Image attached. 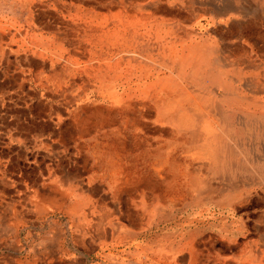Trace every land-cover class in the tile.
<instances>
[{"label":"crops","instance_id":"0c3cea01","mask_svg":"<svg viewBox=\"0 0 264 264\" xmlns=\"http://www.w3.org/2000/svg\"><path fill=\"white\" fill-rule=\"evenodd\" d=\"M124 27L152 34L158 63L151 108L139 105V129L120 134L91 66ZM175 48L187 62L181 84L168 67ZM167 73L171 92L186 95L179 110L199 124L201 105L213 107L219 131L221 117L231 124L226 145L240 132L264 161V0H0V264H235L244 243L264 264V184L182 155L190 132L159 116ZM174 159L180 172L168 184ZM253 198L252 217L233 215ZM216 206L240 226L235 242L199 224Z\"/></svg>","mask_w":264,"mask_h":264},{"label":"rangeland","instance_id":"374dc122","mask_svg":"<svg viewBox=\"0 0 264 264\" xmlns=\"http://www.w3.org/2000/svg\"><path fill=\"white\" fill-rule=\"evenodd\" d=\"M132 28L129 29L127 27H124L123 28V32H121L120 35H119V39L116 40V41H112L110 43L111 47L109 49H107V50H103L101 48L95 49L93 51V54H94L97 62L95 63V65L91 66L92 72H93L92 76L94 77L95 82L97 83V92L99 94L104 95L107 99H108L107 95L110 92L109 91V87H112V93H114V94L119 96L122 93L121 89L123 87L128 88V84L127 83L130 82L129 84H131L132 88L129 91V93H130L129 94L130 95L129 102L131 103V105L133 107L130 105V106H128L126 108V110L120 111L121 113L117 112L120 115H118V114H117L118 116L114 115V118H116V120L118 122L117 126H120V131L122 130L121 134L123 132H125L126 130H128V129H131V130H134V131L136 129H139V127L137 126V123H138L137 120L139 119L138 115L140 114V112H139L140 111V107H137V106L141 105V106H144L146 109L151 108V104H152L153 101L150 100V99H152L151 97L155 94L154 87L150 88V90H153V92L150 95V97H148V99L143 97V96H141V95H139L140 92H138V90H136L137 86H136L135 83H138V80L140 79V75L142 74V69L133 67V65H134V63H136V61H132V62L128 61L132 57H136L137 60H140V58L137 57L139 55V53H140L139 52L140 48L137 47V45H135L134 43H131V40L134 42V40H133V38L131 36V33H130ZM139 33L142 34V36H143L142 38L144 39V41L149 40V41H153V43L155 42L154 37L152 36V34L148 30L143 31V32H139ZM53 38H54V36H53ZM126 39H130V40H126ZM124 40H126V43H122ZM122 44H123V46H122ZM180 51H181V49H180ZM126 54H127V58L126 57L123 58V56H125ZM178 54H179L178 53V48H175L173 50L174 58L171 59V61H174V62H178V61L179 62H185L184 59H186V58L178 59V56H177ZM147 56L151 59V61L154 60V58H152V56H151V51L149 52V55L147 53ZM63 59H64L63 67H66V69L70 71L71 63H73V60L71 59L69 54H65ZM189 62H192L191 65H194V64L197 63L192 58H191V60ZM137 63L139 64V62H137ZM157 63L155 64V67H156ZM183 65L184 64L178 65V66H179V68H181V67H183ZM211 65H212V63H211ZM211 65H210V67H211ZM139 66H140V64H139ZM62 73H63V71L59 72V71L53 70L51 75H49V79L51 81H55V80L58 81V79L60 77V74H62ZM204 74H205V72H203L201 74H198L197 72L194 71L190 75L193 78H196V79L199 80V79H202ZM112 76L113 77L117 76V77L113 78ZM163 76H162V79H161L163 88H159L160 91H159V93L157 92L158 94L162 95L161 97H158L159 99H162V105H161L160 110H159V116L160 117H162L160 115V112L163 110V108L168 103L167 101L170 100V98L168 96H166V94L164 92H162V91H164L165 89L169 90V87L171 86V83L169 82L168 78L164 79ZM51 77H52V79H51ZM111 78H113V79H111ZM174 78L176 79L178 84H181V81L184 79V78H180V77H178L176 75H174ZM211 79H213V76H211ZM154 80H152V81H154ZM146 82L148 83L150 81L148 80ZM114 86H115V88H114ZM171 89H172V87L170 88V91H172ZM133 90H135V91H133ZM191 93L194 95L193 97H195V98H199L200 96H202L200 94L201 92L193 91ZM170 95H171V97H175L176 95H178V98L186 97V95L181 94L178 91L177 92H171ZM137 96H138V98H137ZM124 97H126V96H124ZM165 99H167V100H165ZM134 100L135 101L137 100V101L135 102ZM201 106L204 107L205 104H202ZM136 108H137L138 111L135 110ZM204 108L210 109V108H213V107H211V106L210 107H208V106L206 107L205 106ZM182 111H183L182 109L179 110V108L178 109L176 108V113L180 114V113H182ZM173 114H175V113H171L170 115H168L169 118H171ZM121 115H122V117H120ZM133 118H135V119H133ZM190 119H191V121H193L192 118H190ZM122 121H125V122L121 124ZM163 121L164 122H166V121L168 122V120L165 119V118L163 119ZM130 122H132V123H130ZM125 123L128 124V125H126ZM169 123H171V124H173L175 126V128H176L175 131H183V129H185V130L187 129L190 132L189 127L186 128V127L181 126L180 123L174 121V119H171V121ZM239 128L240 127L238 126V129ZM189 135L186 137L187 143H189V144L186 145L187 149L185 148V145H184L185 152L183 153V156L184 157H188L190 163H192V162L193 163H197V162L201 163L202 162L204 164V162H205L206 166L209 168V171L213 174L214 170L211 167V165H209V163H207V161L205 159L204 150L199 148L201 150L200 153H202L204 157H202L201 155H199L198 153H196L194 151H190V150H195L197 148L190 144ZM175 142L176 141H174V143ZM158 145L159 144H157V147H158ZM174 145L178 146L179 143L176 142V144H174ZM246 151H247V154L250 157H252L254 159L256 158L258 160L263 161L262 159L258 158V157H260L259 155H257V157H256V155L252 154V152H253L252 148L247 149ZM192 154H194L196 156H199L200 160L199 161H193L194 158L190 156ZM177 172H180L179 168L176 171V173ZM235 176H237V175H235ZM237 178H238V176H237ZM243 180H245L248 184L252 183L253 181H255V183L262 184V182L260 183L258 180H256V177L252 173H249V175H246V177ZM240 181H241V179L240 180L238 179V183H242ZM231 186H233V188H234L235 186H240V184L237 185L235 183L233 185H230L228 187V189H230ZM257 187L258 186H256L255 188L252 187V189L253 190L254 189L257 190ZM229 194H230L229 191L227 193H224L220 199L224 200L225 203L229 202L230 199L233 198V195L230 196ZM207 205H209V204H207ZM258 206H260V204L258 202H255V200L253 198V199H251V200H249L247 202H245V200L243 202H241L240 206H238V208L236 210H233L232 208L230 210H231V212H233L234 216H240L241 214H247L248 218H250V217H252V215H251L252 210L257 209ZM232 207H233V204H232ZM76 211H77V209H76ZM81 212L84 213V210H81ZM231 212L227 211L226 208H225V210L221 211V207H218V206H216L215 212L210 211V210L207 209L206 210V214H205V218L204 219L200 218L199 219V224H201L203 226L202 222L204 221L207 233H209L210 231L216 230V231L221 232V234H223V235H227V234L228 235L229 234L230 235H234L238 231V228H240V226L236 228L235 227L236 225L233 224L235 222V218H233V216L231 215ZM199 216H201V214L198 215V217ZM195 217H197V216H195ZM197 220L198 219H191V223H193V224L195 223V225H196L197 224L196 223ZM208 235L209 234H207V236H206L207 237V242H209L208 241V239H209ZM230 237H229L230 240L235 242V235L234 236H230ZM253 251L254 250H253V248L251 247V245L249 243H246V244L244 243L243 250L240 251L236 255L237 256V258H236L237 261H236L235 264H252V260H253V258L255 256V253ZM260 257H261V255H259V258ZM227 258L231 260V257H227Z\"/></svg>","mask_w":264,"mask_h":264},{"label":"bare ground","instance_id":"6f19581e","mask_svg":"<svg viewBox=\"0 0 264 264\" xmlns=\"http://www.w3.org/2000/svg\"><path fill=\"white\" fill-rule=\"evenodd\" d=\"M224 10H226V9H224ZM134 29L135 28H132V30L130 32L131 36L134 40V42L131 40V43H134L135 45H137V47L140 48V51H139L140 53L137 56L140 58V60H137L136 57H132L128 61H130V62L136 61V63L139 62V64H140L139 68L142 69V74L140 75V79L138 80V83H135L137 86L136 90H138V92H140L139 95L148 99V97H150V95L153 92V90H150V88L154 86V82H155V80H154L155 79V68L154 67H155V64L157 63V61H155V60L151 61V59L147 56V53L149 55V52L152 51L154 48H156L155 47L156 42L153 43V41H149V40L144 41V39L142 38L143 37L142 34L139 33L136 29L135 30ZM126 40H130V39H126ZM126 40H124L122 43H126ZM122 46H123V44H122ZM186 47H188V50L199 48L194 43H190ZM177 56H178V59H182V57L179 54ZM124 57L127 58V54L125 56H123V58ZM184 58H186V57H184ZM190 60L191 59H189V61ZM184 63H187V62H179V61L174 62V61L170 60V63L168 65L169 71H172L173 69H175V71H176L175 75L180 77V78H184L185 76L182 74L183 67L179 68V66H178V65H182ZM163 67H166V66L164 65ZM169 75L170 74H165L163 76L164 79H167V78L169 79ZM116 77L117 76H114L113 78H116ZM113 78H111V79H113ZM171 78L173 79V76H171ZM51 79H52V77H51ZM148 80L150 82L147 83L146 81H148ZM152 80H154V81H152ZM129 83H127L128 88H125V87H123L122 89L120 88L122 93L119 96L112 93V87H109L110 92L107 95L108 99L115 104L114 106L107 108V112L109 113V117L114 118V115L118 114L117 112L126 110V108L131 105V103L129 102V99H130L129 91L132 87H131V84H129ZM114 88H115V86H114ZM133 91H135V90H133ZM166 91H167V93H166ZM166 91L164 90L162 92H164L166 94V96H168L170 98V100L167 101L168 102L167 104L165 103L166 106L160 112V115L162 116L161 118L167 119L168 122H170L171 119H174V121L180 123L181 126L186 127V128L189 127V129H190V135H189L190 144L196 148H200V149L204 150L205 159H206L207 163H209V165H211V167L213 168L214 173L219 174V175H222V174L237 175L238 179L239 180L241 179L240 182L246 183V184H248V183L243 179L246 177V175H249V173H252L256 177V180H258L260 183L262 182V184L264 183V161L258 160L256 158L254 159L247 154L246 150L250 149V147H245L243 145L242 139L239 138L240 132H239V134L232 133L231 135L229 133L227 138L229 140H232V142L235 146L233 148H229L225 143V140H224L225 138H222L221 132L222 131L223 132L229 131V129H230L229 127L231 124L224 121V118L221 117L220 121H221L222 127L219 131L217 129L219 124L217 123V119L215 118V116L212 114L213 111L211 113L209 111V109L204 108L205 106L204 107L202 106L197 110V113L201 116L200 123L197 124V123L191 121V119H190L191 116L186 113L185 109H182L183 111L180 114L176 113V108H177L176 106L178 105L179 100L181 98H178V95H176L175 97H171L170 89L166 90ZM124 96H126V97H124ZM137 98H138V96H137ZM151 98L152 99H150V100L154 101L155 100V94ZM185 98L186 97H184L183 99H185ZM137 107H139V106H137ZM210 109H214V108H210ZM135 110H137V108ZM171 113H175V114H173L172 117L169 118L168 115H170ZM118 115H120V114H118ZM120 117H122V115ZM133 119H135V118H133ZM124 122L125 121H122L121 124ZM132 122H130V123H132ZM251 124H254V122L250 123V124H247L243 121L237 122V125L240 127L239 130L240 129L242 130V128H245L246 125L249 126ZM126 125H128V124H126ZM115 129L121 134L122 130L120 131V126H117V127L115 126ZM215 130H217V131H215ZM226 142L229 143L228 140H226ZM174 144H176V142ZM187 144H189V143H187ZM222 148L226 149L227 151H222ZM190 156L194 158L193 161H199L200 160L199 156H196L194 154H192ZM157 157L159 159L158 160V163H159L158 168H160L162 166L160 164H166L167 163L168 156H167V153H165V150H163V149L159 150ZM169 162L171 163L170 160H169ZM176 164H177V161L174 159L173 166L170 168L172 172H169V174H170L169 179L166 180V182L168 184L171 183V181H172L171 179H173V176L175 175L176 171L178 170L177 166H179V165H176ZM190 179L192 180V178H190ZM253 182H255V181H253ZM228 187H227V189H228ZM231 188H230L231 191H234L233 186H231ZM229 195L231 196V194H229Z\"/></svg>","mask_w":264,"mask_h":264}]
</instances>
